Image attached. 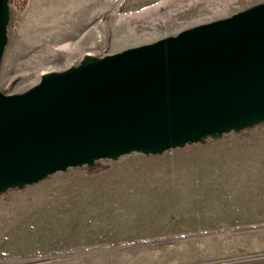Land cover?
Returning <instances> with one entry per match:
<instances>
[{"label": "rangeland", "instance_id": "rangeland-1", "mask_svg": "<svg viewBox=\"0 0 264 264\" xmlns=\"http://www.w3.org/2000/svg\"><path fill=\"white\" fill-rule=\"evenodd\" d=\"M31 2L10 5L6 95L87 54L122 53L264 0ZM97 164L1 195L0 264H264V124Z\"/></svg>", "mask_w": 264, "mask_h": 264}, {"label": "water", "instance_id": "water-1", "mask_svg": "<svg viewBox=\"0 0 264 264\" xmlns=\"http://www.w3.org/2000/svg\"><path fill=\"white\" fill-rule=\"evenodd\" d=\"M10 0H0V68ZM264 124V2L0 91V196L71 169L159 156Z\"/></svg>", "mask_w": 264, "mask_h": 264}, {"label": "trees", "instance_id": "trees-1", "mask_svg": "<svg viewBox=\"0 0 264 264\" xmlns=\"http://www.w3.org/2000/svg\"><path fill=\"white\" fill-rule=\"evenodd\" d=\"M9 4L12 5V4H15L16 5V8L19 9V10H22L25 8V5L27 4V0H10L9 1ZM263 124L259 125V126H262ZM257 127V126H256ZM255 128V127H254ZM258 128V127H257ZM211 140H207V142H210ZM206 142V143H207ZM98 163V162H97ZM96 163V165L92 168H88L90 171H100V169L98 168V164Z\"/></svg>", "mask_w": 264, "mask_h": 264}, {"label": "bare ground", "instance_id": "bare-ground-1", "mask_svg": "<svg viewBox=\"0 0 264 264\" xmlns=\"http://www.w3.org/2000/svg\"><path fill=\"white\" fill-rule=\"evenodd\" d=\"M33 1H34V0H32V2H31V4H30V7H29V8H30V11L33 10ZM57 19H58V18L55 17V18L53 19V23H55V22L57 23V21H58ZM60 29H61V28H60ZM59 40H60V38L56 39L55 42H58Z\"/></svg>", "mask_w": 264, "mask_h": 264}, {"label": "crops", "instance_id": "crops-1", "mask_svg": "<svg viewBox=\"0 0 264 264\" xmlns=\"http://www.w3.org/2000/svg\"><path fill=\"white\" fill-rule=\"evenodd\" d=\"M35 185V184H34ZM31 186H33V185H31ZM31 186H27V187H31ZM11 191H14V190H11ZM19 191H21V190H19ZM7 193V192H6ZM4 195V194H3ZM2 200H3V198L0 196V204L2 203Z\"/></svg>", "mask_w": 264, "mask_h": 264}]
</instances>
